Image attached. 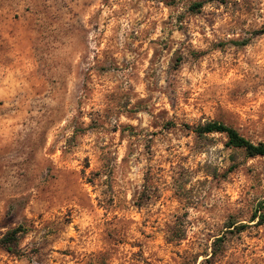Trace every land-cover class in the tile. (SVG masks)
<instances>
[{
  "label": "rangeland",
  "instance_id": "374dc122",
  "mask_svg": "<svg viewBox=\"0 0 264 264\" xmlns=\"http://www.w3.org/2000/svg\"><path fill=\"white\" fill-rule=\"evenodd\" d=\"M0 0V264H264V0Z\"/></svg>",
  "mask_w": 264,
  "mask_h": 264
},
{
  "label": "trees",
  "instance_id": "16d2710c",
  "mask_svg": "<svg viewBox=\"0 0 264 264\" xmlns=\"http://www.w3.org/2000/svg\"><path fill=\"white\" fill-rule=\"evenodd\" d=\"M209 1H220L225 0H199L194 2L191 7L192 10L197 11L200 9L205 2ZM193 131L197 135H203L206 133L219 132L224 133L227 137V144L236 148H241L245 151L246 155L254 156H264V143L258 142L254 143L249 139L242 136L236 129L218 121H206L202 124H198L193 128ZM23 231L22 226H17L8 230L3 236L0 237V247L5 248L8 251H12L17 245L20 232Z\"/></svg>",
  "mask_w": 264,
  "mask_h": 264
}]
</instances>
